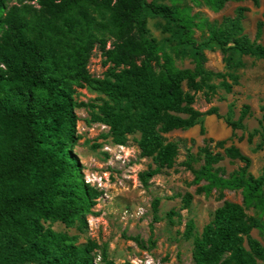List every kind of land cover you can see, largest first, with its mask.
I'll return each mask as SVG.
<instances>
[{
  "label": "trees",
  "instance_id": "16d2710c",
  "mask_svg": "<svg viewBox=\"0 0 264 264\" xmlns=\"http://www.w3.org/2000/svg\"><path fill=\"white\" fill-rule=\"evenodd\" d=\"M193 1L221 9L231 0ZM169 2L0 0V264H115L104 253L100 261L95 260L96 242L77 243L67 232L45 226L47 221L66 227L86 224L84 216L93 212L101 195L84 180L73 152L78 139L75 108L84 105L73 98L76 87L90 85L107 96L93 118L109 127L114 143L124 145L128 135L139 134L140 155L153 164L139 173L146 185L149 178L174 164L178 146L166 140L164 133L191 127L208 114L222 117L215 108L194 107L195 94L204 87L205 98L210 99L214 78L221 79L225 91L232 88L224 73L206 68L204 47L216 43L226 68L241 66L243 55L264 57V44L256 41L263 21L256 23L255 40L241 31L247 8L239 7L235 16L224 17L220 24H206L208 38L197 42L192 34L198 24L189 6ZM145 9L175 23L179 43L193 47L191 68H178L169 54L160 53L148 35ZM95 47L108 64L103 77H93L88 70ZM249 109L244 104L238 119L226 117V124L232 130L242 128ZM259 124L257 148L264 143V114ZM253 136L249 132L247 142ZM226 141L204 139L203 163L192 169L193 181L204 180L198 191L206 193L213 187L241 189V202L224 200L200 233L193 234L194 223L186 222L185 236L193 235L192 261L264 264V246L251 235L254 227L264 230V223L246 213L249 207L264 212V174L253 175L251 158ZM212 143L221 151H215ZM224 158L241 162L228 176L215 167ZM184 164L190 168L189 162ZM182 200L189 205L191 194L185 193ZM158 205L155 197L153 222L158 220Z\"/></svg>",
  "mask_w": 264,
  "mask_h": 264
},
{
  "label": "rangeland",
  "instance_id": "374dc122",
  "mask_svg": "<svg viewBox=\"0 0 264 264\" xmlns=\"http://www.w3.org/2000/svg\"><path fill=\"white\" fill-rule=\"evenodd\" d=\"M158 1L170 3L169 0ZM177 1L179 7L189 6L190 14L194 15L198 26L193 27L192 36L197 42L207 40L206 24H220L224 17L235 16L239 7L248 9L243 12L241 31L250 40H255L256 23L264 13V0H259L257 5L249 0L229 1L221 9L209 7L203 1ZM143 16L148 35L157 42L160 53L169 54L178 68H191L193 47L188 43H179L175 23H168L163 16L152 14L147 9L143 10ZM256 41L264 44V19L262 34ZM109 43L110 40L107 46ZM203 51L206 68L224 73L232 88L225 91L220 84L221 79L214 78L211 82L215 84V89L210 99L205 98L207 88L204 87L195 94L194 107L200 111L215 108L222 117L208 114L191 127L164 133L166 140L175 141L178 146L174 164L149 178L146 185L140 181L139 173L153 164L149 157L140 155L137 145L139 134L128 135L124 145L114 143L109 127L93 118L98 113L97 106L107 96L90 85L75 88V102L84 105L75 108L78 139L73 145V152L79 159L84 180L100 190L101 195L93 212L84 216L86 224L76 222L74 226L66 227L59 221H47L46 227L67 232L76 238L77 243L88 239L96 242V261H100L104 253L115 264L123 261L131 264H193V235L185 236L186 222L191 220L194 223L193 234L200 233L214 209L224 200L241 202L242 198L241 189L213 187L208 193L198 191L205 181L195 183L192 169H199L203 163L201 147L204 139H226L227 145L235 144L251 158L249 171L255 176L264 174V143L260 148L256 147L261 141L257 130H260L259 122L264 114V57L243 55L241 66L226 68L216 43L211 42ZM103 59L100 50L95 47L88 61V70L93 77H103L108 67ZM232 76H236V82H233ZM244 104L249 105V114L243 120L242 128L232 130L224 118L237 120ZM249 132L254 133L250 143L246 140ZM213 149L221 151L220 148ZM185 162H189L190 168ZM239 165L241 162L237 159L224 158L215 167L223 176H228ZM262 191L264 193V182ZM187 192L191 194L189 205L182 200ZM155 197L159 198L158 220L153 222L151 202ZM170 211L173 213L170 214ZM246 213L264 223V212L249 207ZM251 235L264 246V230L254 227Z\"/></svg>",
  "mask_w": 264,
  "mask_h": 264
},
{
  "label": "crops",
  "instance_id": "0c3cea01",
  "mask_svg": "<svg viewBox=\"0 0 264 264\" xmlns=\"http://www.w3.org/2000/svg\"><path fill=\"white\" fill-rule=\"evenodd\" d=\"M231 1H232V0H231ZM242 1H243V0H242ZM249 1H250V0H249ZM228 2H229V1H228ZM251 2H252V1H251ZM252 3H253V2H252ZM225 4H226V3H225ZM247 10H248V9H247ZM260 19L263 21L264 18L261 16ZM260 19H258V20H260ZM258 20H257V21H258ZM262 27H263V26H262ZM261 34H262V33H261Z\"/></svg>",
  "mask_w": 264,
  "mask_h": 264
}]
</instances>
